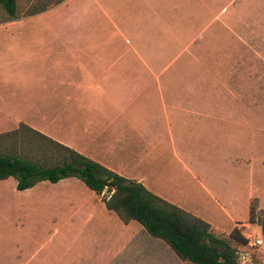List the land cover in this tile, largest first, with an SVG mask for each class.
Here are the masks:
<instances>
[{
  "label": "crops",
  "instance_id": "crops-1",
  "mask_svg": "<svg viewBox=\"0 0 264 264\" xmlns=\"http://www.w3.org/2000/svg\"><path fill=\"white\" fill-rule=\"evenodd\" d=\"M45 28L0 41V134L26 125L215 234L247 225L253 201L264 211V0H64ZM8 179L0 264L178 258L75 177Z\"/></svg>",
  "mask_w": 264,
  "mask_h": 264
},
{
  "label": "trees",
  "instance_id": "trees-1",
  "mask_svg": "<svg viewBox=\"0 0 264 264\" xmlns=\"http://www.w3.org/2000/svg\"><path fill=\"white\" fill-rule=\"evenodd\" d=\"M64 0H34L25 17L48 10ZM8 21L17 16L16 0H0ZM13 177L18 190L41 181L56 183L75 177L100 195L106 208L123 223L138 222L152 237L162 240L189 264H240L238 246L248 243L234 228L228 236L215 234L211 226L190 212L147 190L70 147L26 126L0 134V180ZM257 203L250 206L249 223H257L264 235V219H259Z\"/></svg>",
  "mask_w": 264,
  "mask_h": 264
},
{
  "label": "rangeland",
  "instance_id": "rangeland-1",
  "mask_svg": "<svg viewBox=\"0 0 264 264\" xmlns=\"http://www.w3.org/2000/svg\"><path fill=\"white\" fill-rule=\"evenodd\" d=\"M34 2V0H16L17 4V16L15 20L8 21V17L3 10L0 9V41H34L37 39L46 38V28L50 26V8L42 13L25 17L26 9ZM78 179V178H77ZM16 180L13 177H9L7 183L15 184ZM38 184V183H37ZM50 182H39L38 188L49 187ZM35 194H38L36 190ZM259 219H264V213L257 214ZM235 228L247 239L248 243L244 246H238V261L240 264H264V235L261 231V227L257 223L247 225L239 224ZM219 236H228L229 234L219 233ZM151 237V236H150ZM153 241H161L151 237ZM257 240L262 242L257 244ZM162 244L164 242H161ZM165 244V243H164ZM166 245V244H165ZM32 245L27 244L24 247H30ZM167 246V245H166ZM168 247V246H167ZM11 249L10 246H6L0 243V257L3 254V250ZM172 251V250H170ZM173 253V252H172ZM169 258V257H168ZM170 264H189L175 258V261L170 260Z\"/></svg>",
  "mask_w": 264,
  "mask_h": 264
},
{
  "label": "built area",
  "instance_id": "built-area-1",
  "mask_svg": "<svg viewBox=\"0 0 264 264\" xmlns=\"http://www.w3.org/2000/svg\"><path fill=\"white\" fill-rule=\"evenodd\" d=\"M256 242H257V244H259V243H261L262 241H261V240H257Z\"/></svg>",
  "mask_w": 264,
  "mask_h": 264
}]
</instances>
